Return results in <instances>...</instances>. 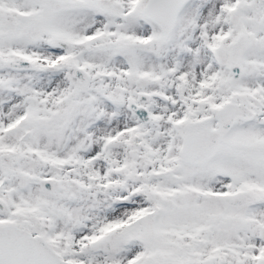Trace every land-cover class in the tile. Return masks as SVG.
<instances>
[{"label":"snow or ice","instance_id":"6c2138e0","mask_svg":"<svg viewBox=\"0 0 264 264\" xmlns=\"http://www.w3.org/2000/svg\"><path fill=\"white\" fill-rule=\"evenodd\" d=\"M0 264H264V0H0Z\"/></svg>","mask_w":264,"mask_h":264}]
</instances>
